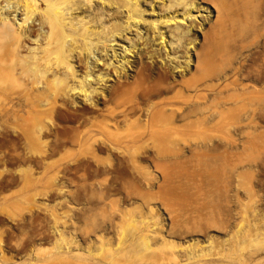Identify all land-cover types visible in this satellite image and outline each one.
Listing matches in <instances>:
<instances>
[{"label": "rangeland", "instance_id": "rangeland-1", "mask_svg": "<svg viewBox=\"0 0 264 264\" xmlns=\"http://www.w3.org/2000/svg\"><path fill=\"white\" fill-rule=\"evenodd\" d=\"M72 1L85 4L76 13L79 16L91 14L93 17L103 8L107 15L101 22L94 20L92 26L95 24L93 28L101 30L106 24L107 30L101 35L105 38L103 41L115 31L113 36H116L108 39H113L114 45L111 51L110 46L102 50L100 44L92 56L75 54L77 58L74 57L72 64L78 70V77L90 75L89 85L97 87L96 93L93 100L86 99L78 92V80L74 82L68 77V83L74 84H71L74 88L68 86L70 96L56 101L58 105H54L53 114L34 112L38 107L33 104L39 105L35 102L38 94L43 97L49 91L48 99L52 100L58 84H54L56 87L51 83L53 88L49 89L51 84L48 85L44 78L46 83L36 78L37 81L41 79L43 83L38 82L40 84H36L34 78L26 83L17 79L29 67L26 53L23 59L29 61L28 64L18 61L20 59L14 61L22 63L16 64L17 67L13 64L17 72L10 67L2 69L0 249L4 252L0 253V264H43V258L36 262L39 257L51 253L54 256L57 249L64 246L83 256L73 258L74 254L71 264H82L81 260L86 258L91 262L96 257L102 262L107 259L110 264L112 257L108 262L110 256L102 255L107 247L115 248L118 243L119 234L125 228L124 216L133 215L140 220L141 212L156 222L160 235L152 242L155 253L147 254L151 258L146 259L149 264H166L165 256L170 254L178 255L182 264L188 256L201 257L202 262L198 264H264V236L260 234H264V0H193L194 6L205 12H199L197 20L188 21L192 27L187 40L193 42L189 50L191 55L204 53L206 66L202 73L192 69V56L190 67L187 66L189 69L184 73L176 72L172 64L165 66L158 59L149 60L146 50L137 41L140 36L147 41L152 36L148 42L150 46L159 42L158 35L146 23L140 24L139 30H123L126 13L114 6L121 1L107 0L109 3L105 4L106 0H103L105 3L90 0L89 6L84 3L87 0ZM166 1L141 0L146 11L144 17L157 19L165 10ZM213 3L225 11L220 13L219 20L224 18L225 25L227 23L230 28L226 26L223 30L222 20L219 28L217 13L210 6ZM32 22L38 29V21ZM217 28H223L224 36L230 33L231 38H220L217 33L224 37L220 34L223 31L218 32ZM213 32H217V36ZM8 40L10 43L0 41L5 45H0V49L2 54L12 58L9 47L6 48L11 44ZM108 40L107 45L113 42ZM132 43L138 45L126 56L130 59L128 66L117 69L120 72L109 68L107 71L94 64L98 60L119 64L117 59ZM25 47L27 50L34 46L26 42ZM113 51L117 59L112 57ZM8 69L14 78L8 75ZM163 71H170L171 78L159 83L156 73ZM99 74L107 75L105 83L95 79ZM173 79L190 87L184 86L182 91L177 86L169 89L168 82ZM155 84L161 86V92L152 93L149 100L142 98L145 87ZM197 85L201 87L193 90ZM30 94L34 101L26 98ZM120 112L127 114L128 125L118 118ZM162 113L168 115V120ZM40 117L47 118L45 123L41 122L43 125L37 121ZM112 121H119V126ZM37 122L44 131L40 143L27 136V131L38 125ZM120 226H124L123 229ZM56 228L62 230V237L55 234ZM253 229H258L262 238L255 239ZM246 234L255 242H245ZM132 246L124 248L121 253L124 256L120 259L125 254L135 259V250L138 252L140 245L133 247L134 252ZM38 254L41 255L39 259L36 258ZM140 256L147 258L143 253ZM130 257L125 259L128 261ZM120 259L113 263L127 262ZM229 259L235 261L230 263Z\"/></svg>", "mask_w": 264, "mask_h": 264}, {"label": "bare ground", "instance_id": "bare-ground-1", "mask_svg": "<svg viewBox=\"0 0 264 264\" xmlns=\"http://www.w3.org/2000/svg\"><path fill=\"white\" fill-rule=\"evenodd\" d=\"M98 1L100 2V0H98ZM101 1H103V0H101ZM111 1H113V0H111ZM119 1H121V4L116 3V4H114V6L117 5L115 7H117L118 10L121 9V10H123L124 14L126 13L125 14L124 23L122 24V26H124V27H122L123 30H132L133 28L135 30V29H138V27H139L140 24L144 25V23H146V26L148 24V26H150V28H152V30H154V32L158 35L157 37L159 39L158 40L159 42L156 43V44L159 45L160 48L158 46H156V44H153V45L151 44L150 46H148L150 44L148 42L151 41L152 36H151V38H147L148 40L150 39L149 41L145 40L146 38L145 37H141V36H140V38L137 41V43H140V45L143 46L144 50H146V54L148 55V59L149 60L154 61V60H157L158 59V60L162 61V63L165 66L166 65L168 66V64L169 65L172 64V67L171 68L175 69L176 72H179L180 71V72H183L184 73L186 71V69H189V68H187V66L190 65V58H191L190 56H192V58H193V62L191 63L192 69H195L196 70V71L194 70L195 72L200 71L198 73H202L203 69L205 68L203 66L204 65L206 66V63L204 64V61H203L204 57L202 56V55H204V53L201 55L200 52L199 53L197 52V54L196 53L193 54L194 56L190 54L191 52L189 50H191V48H192L191 46H193L191 44L193 42L190 41V40H187L188 39L187 38V35L190 34V32H191L190 29L192 27L191 24L188 25V21L189 20H191V21L192 20H195L197 18V16H198L197 14L199 12H203L204 13L205 10H202V9L197 8L196 6H194L195 3H193L194 2L193 0H171V1L170 0L168 1L167 0L166 1L167 3H164V5H163L164 6L163 7V10L164 9L165 10L164 11L162 10L163 11L162 14L157 19H155V20H148V19H146L144 17L146 15V13H145L146 11L142 7L141 0H119ZM72 2H73L72 0H0V41H2V43H3V41L5 42V40H6V42H9L8 39H10L11 44H10V46L8 45L6 48L8 49V47H9L8 50H10V52L12 54V56H11L12 58H9L6 54H4V53L2 54L3 51H2V49H0V74L3 72L2 71L3 68L10 67V68H13V70H15L14 68H15L16 64L19 65V66H20V64H22V63L18 64V62H14L15 59H20L18 61H21V62L24 61L25 62V60L23 59L25 54H23V53H26L27 57H29V59H30L29 60L30 62L27 61V62H29V67L27 66L28 68L25 69V70L23 68L21 69V72H23L22 70H24V73H25V74L23 73V75L21 74L22 76L16 75V77L17 76L20 77V78H17V79H20L21 80L20 82H25L26 83V82L31 81L32 78H34V80L36 78L37 79L38 78H41L42 81H45L46 80L48 85H50L51 83L53 85L55 83H56V85L58 84L57 85L58 87L56 85H54V86L57 87V89L54 88V93H53V96L51 97L52 100L48 99L51 96V92L49 90H47V91L50 92V93L49 92L47 93L48 96L47 95H44L47 98H45L43 96V93H42L43 91L40 94L43 97H40L39 94H38L39 99L38 100L36 99L35 102L38 101L36 103L39 104V105H36L35 103L33 104V105H35L38 108L34 109L35 106L32 107V108L35 110L34 112H40V114H42L41 112L49 113V114L52 113L53 114V112H54L53 109H55L54 108V105L56 104L55 107L58 105L56 103V101H58V99H62L61 97H63V96L66 97L69 94L68 91H67V89L68 90H71V89H69L70 87L71 88H74L72 86L74 84L68 83V81L70 80V78H71V80L73 79L74 82L78 80L77 83L79 82V85H80L78 87L79 88L78 92H80L81 95H83L86 99L93 98L94 97V94L96 93V90H97L96 88L97 87L95 86L96 88H93V87L90 86L91 84L89 85V83L91 81V76L90 75H85V76H82V77H78V70L74 66V64H72L73 61H74L73 59H74V57H76L75 56L76 53H79L78 56H85V54L92 56L93 55V52L95 53V51L97 50L96 47H99L100 44H102L100 46H103V49H102V47L100 48L102 50H104V47H106V46H110V49H111V47H113L112 45H114L113 39L111 41L108 40V39H110L111 37L116 36V35L113 36V34L115 33V31L111 32L112 33L111 35L109 34L110 38L107 35L108 38H106V39L109 42H112L113 41L112 42L113 44L112 43L111 44L109 43L110 45L109 44L107 45L106 44V41L107 40L103 41L105 38L102 36L103 37V39H102V37H101V35L104 33V31L107 30V29L105 30V28H107L106 24L104 25L105 28L102 27L101 30L100 29L97 30L96 28H93L95 24L92 26V24L95 23L94 20L97 19V20H100V22H101V18L104 17L105 15H107L106 13H104L105 11L104 12L102 11L103 8L100 10V12L98 10V13L96 12V15H94L93 17H90L91 14L90 15H87V16H82V15L79 16L76 13L79 12L80 6L83 5V7H84L85 4H83V2H80V1L79 2L77 1L76 3H74V2L72 3ZM88 2L90 3L91 1L90 0H87V2H84V3H87L86 6H89V5L92 4V3H90L88 5ZM106 2H107V0H106ZM213 2L215 3V1H213ZM108 3H109V1L107 3H105V4H108ZM214 3H213V5L211 4L210 6L217 13V18L219 20V15H221L222 13L224 14L225 11L222 10V8L220 6H219V8L216 7V4L214 5ZM109 9H111V8H109ZM218 9L219 10L221 9L222 12L218 11ZM179 11H181V14H178ZM106 12H108V11H106ZM19 13H21V15ZM17 14L20 15L21 17L18 18L19 16ZM223 16H225V15H222L221 17H223ZM111 17H113V16H111ZM34 19L36 21H38V24H36L39 27L38 29H36V27L33 26L34 25L33 24L34 22H32V21H35ZM229 19H230V17H229ZM104 20H105V18H104ZM221 20L224 23V18H221ZM221 20L217 21V22H219L218 23L219 24V28H220V25L221 26L223 25V24H220L221 23L220 22ZM237 20H239V19H237ZM98 24H96V25H98ZM111 26H112V24H111ZM120 26H121V24H120ZM214 26H216V25H214ZM214 26H212V27H214ZM226 26H228V27H226ZM225 27L226 28H230L227 23H226V25L224 23V29L223 28H221V29L217 28V30L219 29L218 32H221L223 30H226ZM119 31H121V30L119 29ZM213 31H216V30H213ZM227 32H228V30L226 31V34H227ZM139 33H141V32L139 31ZM216 33H214L213 35H215V36L218 35L220 38L230 37V36H228V35H230V33H228L227 36L226 35L224 36V31L222 33H220L224 37H221V35H219V33H217V35H216ZM104 36H106V35H104ZM119 37H120V35H119ZM153 38H155V37L153 36ZM228 40H229V38H228ZM26 42H31V45H33L34 47H30V48H28L26 50V47H25L26 46ZM133 43H132V45H130V47H127V48L125 47L124 48V50L122 52L123 55L119 56V58H120L119 60L117 59L118 56H117L116 52L113 51L114 54L112 53L113 54L112 57L116 58L117 61L119 62V64H115L114 63L115 64V66H114L113 62L112 63H108V62L105 63V61L103 62L102 60H101L102 63L98 62L99 60L98 61L96 60L97 62H95L94 64L100 65L101 67H103V69H105L107 71H108V68H109V70L111 69V71H113V72H115L117 69L119 70L120 68H121L120 70H123L124 66H128L127 64H129V62H130V59L128 60V58H126V56H130L132 54L133 50H134L133 48H135V46L138 45V44L136 45V43L135 44H133ZM0 45L3 46V47H5V45L4 44H1V42H0ZM162 49H163V51H162ZM107 50H109V49H107ZM111 51H112V49H111ZM104 52H106V50ZM106 53H108V51ZM80 54H82V55H80ZM88 58H91V57L88 56ZM88 61H89V59H88ZM27 62H25V63H27ZM25 63H23V64H25ZM184 63H185V65H184ZM13 64L15 65L14 67H13ZM85 64L88 65L87 62ZM95 68H97V67H95ZM26 70H27V72H26ZM118 70H117V72H120ZM8 72H9V69H8ZM8 72H6V73H8ZM10 72L8 73V75L9 74H12ZM21 72H19V73H21ZM6 73H5V75H6ZM86 73H88V72L86 71ZM2 74H4V73H2ZM2 74H1V77H2ZM101 74L96 75L95 76V79H97L98 82H100V83L101 82L102 83H105L104 81L107 80L105 78L107 75L106 74L101 75ZM13 75L14 74H12V77H13ZM156 75H157V77L159 79L158 80L159 83L164 82L163 80L166 79V78L167 79H170L171 78V72L170 71L169 72L168 71H163L162 73H159V74L156 73ZM89 76H90V78H89ZM9 77H7V78H9ZM68 77H69V80L67 79ZM13 78H11V79H13ZM43 78L45 80H43ZM2 79L3 78H1V80ZM37 79H36V81H37ZM41 79H40V81H37V82L35 81V83L36 84H40L38 82H41ZM234 79H235V77H234ZM7 80H9V79H7ZM46 81L44 83H46ZM177 82L178 81H176V80L174 81V79L172 81H170V83L168 82V84H169L168 85V88L171 89V88L177 86L182 91L184 89V86L190 87V85L187 86L186 83H184L182 81H180V83L179 82L177 83ZM2 83H4V82H2ZM2 83H0V84H2ZM41 83H43V82H41ZM52 84L50 85V88H49L48 85H47L48 87L46 85L45 86L47 88H49V89H52L53 88ZM42 85L44 86V84H42ZM166 85H167V83H166ZM227 85H225V86H227ZM68 86H70V87L68 88ZM76 86H78V85L76 84ZM193 86L191 87L192 89H193ZM5 87H7L6 83H5ZM25 87H26V85H25ZM200 87H201V85L200 86L197 85L196 87H194L193 90L196 91ZM145 88L146 89L142 93L141 97L142 98H145V99H148V100H149V98H150V96H151L152 93H158L159 91L161 92V86L159 84H155L152 87H148L147 86ZM206 88H208V87H206ZM166 89H167V87H166ZM6 90H4V91H6ZM185 90H186V88H185ZM187 90H188V88H187ZM189 91L190 90H188L187 92L189 93ZM72 93H74V92H72ZM80 93H78V94H80ZM193 93H195V92H193ZM97 94H98V92H97ZM30 96H31V94L29 96H26V98L27 97H30ZM68 96H70V95H68ZM35 97L38 98L37 96H35ZM30 98H31V100H33L32 98H34V96L33 97H30ZM230 98H232V97L230 96ZM220 99H222V97ZM91 100H93V99H91ZM0 102H2V101H0ZM90 102H92V101H90ZM30 103H33V102H30ZM218 105H219V103H218ZM31 106H30V108H31ZM166 108L167 107H165V109ZM168 108L170 110V107H168ZM147 110L144 109L145 113L147 112ZM199 111H200V109H199ZM121 112L118 113V114H121L118 118H122V120H124V122H126L127 120L129 121V119H126L127 114L124 113L125 111L123 113H121ZM174 112H175V110H174ZM0 114H2V113H0ZM161 115H165V114L162 113ZM166 116H168V115H165V119L167 118ZM170 116H171V114H170ZM113 118H115V117L113 116ZM46 119L47 118H41L40 117L37 121L40 124H42L43 122L45 123ZM111 119H112V117H111ZM117 119H115V121H117ZM41 120H44V121H41ZM166 120H168V119H166ZM38 122H37V124L39 125ZM170 122H172V120ZM170 122H168V123H170ZM108 123H110V122H108ZM112 123H114V121H112ZM112 123L110 125H113ZM116 123H114V124H116ZM127 123L128 122H126V124ZM34 124H36V122H34ZM117 124L119 126V121H118ZM167 124L165 123V125H167ZM31 125H33V124H31ZM38 125L32 126V128L27 131V133H28L27 136L30 137L32 141L37 142V143L38 142L40 143V141H41V137L40 136L43 134L44 131H43V128L41 127L43 124L42 125H39V126ZM171 125H173V123L170 124V127H172ZM104 126L106 127L105 123H104ZM168 126H169V124H168ZM170 127L166 128V129H169ZM29 183L30 182H28V185H29ZM140 216H141L140 217V220H138L137 218H135L133 215H129V216H126V217L124 216V219L122 217L123 224L125 225V228L128 229V230H126L125 228H124V231L122 230V232L120 230L121 234H119V237H120V235H121V237H120L118 243L116 244L117 247L115 246V248H114L112 246L113 248H111V246H109V247H107V250L104 249L106 252H108L107 254L103 250L104 253H103L102 256H104V257L105 256L107 257L108 255L110 256L109 258L107 257L109 259L108 262L111 261V257L113 259L111 261L112 264L115 263V262L113 263V261L115 259H118L119 260L120 258H122L121 256H124V255H122L121 253H123L124 248L127 249L128 246L130 248V246L134 245L131 248L132 251H133V249L135 250V248H133V247H135V246L138 247L140 245L141 248H139L140 246L138 247L139 249L137 248L138 252L135 250V252H136L135 259L131 258L132 256L130 257L129 254H125V257L123 259H120V260L127 261V259H125V258L126 257L127 258L130 257L129 259L131 261H133V263H134V260H135V263L134 264H149L147 262V260H150L151 258H150V256H148L149 255L148 253H150V254H151V252H154L155 253L154 250L156 249L154 247L155 245L152 244V242H154V240L156 239V237H158L160 235H158L159 232H157L158 226H157L156 222L153 221L150 218L149 215L141 212L140 213ZM123 227L120 226L119 228L120 229L121 228L123 229ZM127 231H129V233ZM255 231H256V229L253 231L254 233L252 234L253 237L255 235V239L258 236H260V237H261V235L264 236V234H262V232L260 233L261 235L258 234V229L256 231L258 235L255 234ZM55 234H57L58 237L59 236L62 237V234L63 233H62V230L60 231V230L57 229L56 232H55ZM246 235H248V234H246ZM252 236L250 237L248 235L247 236L248 239L247 240L244 239L245 242H248L249 240H251L252 243H254L255 242V239H253ZM64 241H65V239H64ZM134 243L135 244H138V245H135ZM59 245H61V244H59ZM152 245H154V246L152 247ZM51 250L52 249H50V251ZM139 250H140V253H139ZM71 251L72 250L70 248H68L67 246L66 247L64 246L63 248L60 247L59 250L57 249V252L58 253L57 254H54V256H52V253H51L50 255L48 254L49 256H47L45 254L47 257H44V256L43 257H39L41 255L38 254L36 258L39 257L40 260H37L36 262L41 261V258H43L44 259L43 260L44 261L43 264H57L59 262L60 263H64L65 262V264L66 263L67 264H71L72 261L70 260V258L72 259V256H74V254H75L74 251H73V253ZM157 251H159V250H157ZM3 252L4 251H2L0 249L1 255H3ZM51 252H54L55 253V251H51ZM142 253H143L144 256L146 255L147 258L143 259L140 256V254H142ZM81 254H82V252H81ZM119 254H120V256H119ZM159 254L160 253H158V255ZM76 256H79L78 258H80V256H82V255H80V252H77L73 258H77ZM90 256H92V255H90ZM160 256L164 257L165 254H164V256L163 255H160ZM115 257H117V258H115ZM177 257H178V255H177ZM177 257L175 255H171V254L168 255V256H165V259H164L166 261L165 263L166 264H180V261L181 260H179V258H177ZM93 259H95L94 261L99 262V264H100V262L101 263H104V264H108L106 262V260H107L106 258H105L106 260L104 259L105 261L103 260L104 262H102L101 258L100 259L98 258L101 261L96 260L97 257L96 258H93ZM129 259L127 261L128 264H129ZM79 260H81V259H79ZM87 260H88L87 258L84 259L85 262ZM82 261L83 260H81V263L84 264L83 263L84 261L83 262ZM94 261L92 263H94ZM115 261L117 262V260H115ZM131 261H130V264H133ZM229 261L231 263V262H234L235 260L234 261H231L229 259ZM77 262H78V259H77ZM91 262H89V260H88V263L86 262V264H89V263L91 264ZM127 262H124V263L127 264ZM184 262H186L184 264H188L190 262H193V263H197L198 264V263L202 262V260H201V257H198V256L197 257L196 256H192V257L188 256V257H186L184 259ZM240 262L242 263L241 260H240ZM39 263H41V262H39ZM79 263H80V261H79ZM154 263L157 264L156 262H154ZM182 263H183V260L181 261V264ZM150 264H153V262L150 263Z\"/></svg>", "mask_w": 264, "mask_h": 264}]
</instances>
